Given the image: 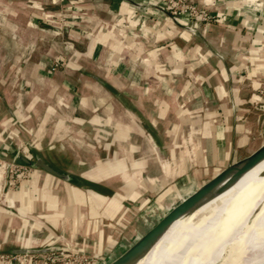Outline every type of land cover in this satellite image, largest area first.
I'll list each match as a JSON object with an SVG mask.
<instances>
[{"label":"crops","instance_id":"0c3cea01","mask_svg":"<svg viewBox=\"0 0 264 264\" xmlns=\"http://www.w3.org/2000/svg\"><path fill=\"white\" fill-rule=\"evenodd\" d=\"M189 2L214 20L192 29L164 11L168 0H0V87L21 89L1 96L0 120L14 124L0 135H29L39 155L63 134L62 160L79 168L40 154L70 178L40 167L4 193L0 251L60 246L113 260L186 192L264 143V0ZM246 197L216 210L259 201Z\"/></svg>","mask_w":264,"mask_h":264},{"label":"bare ground","instance_id":"6f19581e","mask_svg":"<svg viewBox=\"0 0 264 264\" xmlns=\"http://www.w3.org/2000/svg\"><path fill=\"white\" fill-rule=\"evenodd\" d=\"M245 194L247 199L259 196L255 207L216 210ZM263 213L264 158L174 220L132 264H250L264 258Z\"/></svg>","mask_w":264,"mask_h":264},{"label":"rangeland","instance_id":"374dc122","mask_svg":"<svg viewBox=\"0 0 264 264\" xmlns=\"http://www.w3.org/2000/svg\"><path fill=\"white\" fill-rule=\"evenodd\" d=\"M178 1L179 0H168V4L165 5L166 7L164 8V11L167 12L173 18L185 17L187 19V26H190L191 24H193V23H190V21L191 20L194 21V20L192 18H190L189 15H187V14L179 13L180 9L175 7L177 5L173 6L174 2H178ZM183 2L184 3H190L189 0H180L179 6L181 4H183ZM195 5H197V4H195ZM198 7H200V6H198ZM148 8H149V6L146 5V6H144V8H142V10L145 11ZM201 8L207 9L206 7H201ZM174 10H177L178 13L177 14L173 13L172 11H174ZM207 10L209 11V9H207ZM212 16H213V18L211 21L214 20V15H212ZM203 23H207V22L201 21V20L198 21V25L199 24L201 25ZM71 39H73V36H71ZM70 45H71V47L69 48V51H67V52L72 57V55H75L74 52L76 51L77 46L75 48L72 43H70ZM60 66H61L60 64H57V61H54L51 64L50 69H52V71H55L57 68L59 69ZM65 73H66V76L68 77L69 80H73L72 78H73V75L75 73H73L71 71H69V72L65 71ZM11 74H12L11 76L13 78V76H14L13 72ZM9 75H10V73H9ZM9 75L6 74V78ZM4 79H5V77H4ZM76 82H77V79H76ZM7 89L12 94H15L16 96L20 95L21 89L16 87V86L14 87L11 85L9 88L0 87V91L3 92L0 95V112L5 111V105L3 104V102H1V100H2L1 96H2V94L4 95V93ZM77 90H78V86H76V87L71 86V91L77 92ZM16 92L19 94H17ZM151 105L153 106V104H151ZM182 105L183 106H189V103H185V104L182 103ZM172 106H173V104H172ZM149 108H150V105H149ZM143 120L145 121L146 117H144ZM6 121H7V125L4 124V122H6ZM6 121L5 120L3 121V119L0 120V125L1 126L3 125V128H5L4 126H6V128H9L8 126H10V124L14 122L12 119H9V120L7 119ZM144 121H143V123L145 124ZM7 133H8V131H7ZM31 138L32 137H30L29 135L5 134L3 132H2V135H0V202L2 200L4 201V193H6V191L8 189L9 190H19L22 186L27 184V181L30 178H32L34 176V173L36 172V170L40 168V167H35L33 165H29V164L25 163L23 160L20 159V157H18V155L19 156L20 155L28 156L27 158H30V160H32V162H35L37 157H41L40 154H43V155L51 158L55 162L58 160V163H60L59 166L63 167L65 170L73 171L76 173L79 169V168H77L76 165L72 166V164L74 163V162H72V159L69 162H67V160H66V162L62 160V156H61L60 152L62 151L61 147H63V144L61 143V139H63V138L65 139L66 138L65 135L64 136H63V134L62 135H56L55 138H57V140L54 141L52 144L49 143L46 145V147L47 146H53L55 148L53 150H47L46 148H44V150L42 152L39 151L40 152L39 155H37V153L31 154L32 151L29 152V150H28V149H32V147L34 145L33 142L31 141ZM113 147H114V145H113ZM62 162H64L65 165L61 164ZM156 214L157 213H155V214L151 213V214H148L147 216L151 217V216H154ZM137 229H138L137 233L139 234V225H138ZM126 244H127V242H126ZM129 245L130 244H128V246ZM38 248H41V247H38ZM119 248H121V246H118L113 251V253L116 252V250H118ZM49 253H53V252H49ZM49 253H39V254H35V255L38 258H42V259H44V261H46V259H47L46 255H48ZM54 253H55V255H63V253H61V250L55 251ZM66 254L79 255L81 253L73 251V252H68V253L66 252ZM82 254L84 255V257H83L84 261L81 264H107L111 261L110 257L112 255V253L108 254L107 256H105V258H100L99 262L93 263L92 262L93 260L91 259V256L89 254H87V253H82ZM18 255L19 254L14 253V252L8 253L7 251H0V261H5L9 264L12 262L11 264H15V262H17L16 257ZM47 263L50 264L49 260ZM250 264H264V262H262V263L251 262Z\"/></svg>","mask_w":264,"mask_h":264},{"label":"water","instance_id":"95a60500","mask_svg":"<svg viewBox=\"0 0 264 264\" xmlns=\"http://www.w3.org/2000/svg\"><path fill=\"white\" fill-rule=\"evenodd\" d=\"M21 160L29 165L41 167L44 170L59 176L61 178H70L69 175L62 173L46 163L42 158L37 157L35 162L30 158L20 155ZM264 158V143L252 152L250 155L228 165L219 171L212 178L204 183L189 190L179 198L172 206L161 213L160 219L144 234L135 239L122 253L107 264H132L141 255H143L157 240V238L167 229V227L176 219L192 211L200 203L226 187L230 181H233L241 173L251 168ZM232 179V180H231ZM64 250L60 246H47L41 248H19L14 250L17 254H39Z\"/></svg>","mask_w":264,"mask_h":264},{"label":"built area","instance_id":"2783aa9c","mask_svg":"<svg viewBox=\"0 0 264 264\" xmlns=\"http://www.w3.org/2000/svg\"><path fill=\"white\" fill-rule=\"evenodd\" d=\"M179 2H174V5L176 8L180 9L179 13H184L189 15L190 18H192L194 21H192L193 24H191L189 27L192 29H196L198 26V21H205L210 22L213 18L212 14L205 8L198 7L197 5L193 3H184L179 6ZM173 13L177 14V10L172 11ZM174 14V15H175ZM47 259L46 262H50V264H81L83 263V254L79 255H72V254H64L63 255H55V253H49L46 255ZM49 264V263H48Z\"/></svg>","mask_w":264,"mask_h":264}]
</instances>
